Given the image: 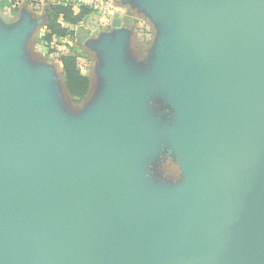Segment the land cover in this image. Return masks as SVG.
Wrapping results in <instances>:
<instances>
[{
    "label": "water",
    "instance_id": "water-1",
    "mask_svg": "<svg viewBox=\"0 0 264 264\" xmlns=\"http://www.w3.org/2000/svg\"><path fill=\"white\" fill-rule=\"evenodd\" d=\"M145 2L171 39L157 66L103 54L87 121L61 114L46 67L33 78L21 66L29 25L0 30V264H264V0ZM127 74L174 89L192 183L145 209L126 172L153 137L136 123L142 87Z\"/></svg>",
    "mask_w": 264,
    "mask_h": 264
},
{
    "label": "rangeland",
    "instance_id": "rangeland-1",
    "mask_svg": "<svg viewBox=\"0 0 264 264\" xmlns=\"http://www.w3.org/2000/svg\"><path fill=\"white\" fill-rule=\"evenodd\" d=\"M113 1L120 3L123 0ZM228 1L230 3L233 2V0H223V4H226ZM46 5L47 2L35 6L28 5L26 2L22 3V11L20 13L16 12L15 16H13L9 9L0 10V21L5 25L11 26L18 22L19 25H29L27 30H33L28 44L26 43V46L23 48V53L29 50L33 56L30 58L26 56V58H23L26 62H21V66L33 78L46 65H51L59 71L58 67L60 63L58 62L60 61V57L63 54L69 53L70 48L76 49L78 54L84 57L83 60L86 58L84 61L79 62L85 74H93L92 67H94V62L98 58L90 52V49H95L98 53L101 52L102 56L104 54L107 58L109 55H113L115 58L117 55H120L123 63L125 64L126 62L125 65L127 66H129V59L131 57L126 56V51L129 50L131 54H134V51L136 53L141 51L142 47L137 43L139 39L137 40L138 36L136 32L138 31L134 30L135 40L134 38L132 41L130 40L131 48H128V46L125 48L123 40H120L122 37L114 34L117 31L112 29V27L106 30L101 27L98 24L100 23V16L95 14H91L76 28V38L74 41L70 38L57 39L50 46H47L43 41L45 34L43 25L40 23V18L44 15L43 9ZM127 35L130 36V33L127 32ZM82 36H88L89 40H82ZM114 36L119 41L117 39L113 41L111 38ZM96 41H102V45L96 47ZM147 51L142 48V52L147 54L149 52ZM18 63L20 65V62ZM20 71L18 70L19 75H21ZM23 78L26 77L19 76L21 82H29L32 80V78ZM126 78L131 82L136 81L134 83L140 84L142 87L137 101L136 123L142 131L148 132L153 137L149 147L138 151L131 158L127 166L128 171L126 172V178L135 190L131 194L138 198L135 200L140 209H145L152 206V201L155 203L171 201L180 192L191 188L192 183L186 177L180 164L181 154L174 139L175 132L182 128L180 113L173 104L172 95L174 89L172 87L167 88V84L162 80L158 81L153 78H149L147 81L141 80L140 78L133 79L132 74H127ZM165 88H167V92H165ZM48 96L50 103H58L54 101V96L51 93ZM65 98L68 102L60 98L59 103L64 104L62 106L63 113L61 114L67 118H71L72 115L74 118L78 116L77 118L87 121L96 117L97 107L100 106L97 103L103 97L98 88V94H95L88 101L89 103L87 102L89 106L85 113L77 112L76 110L78 109L75 108L77 107L74 104L75 102L70 103L69 101L71 100L68 96Z\"/></svg>",
    "mask_w": 264,
    "mask_h": 264
},
{
    "label": "crops",
    "instance_id": "crops-1",
    "mask_svg": "<svg viewBox=\"0 0 264 264\" xmlns=\"http://www.w3.org/2000/svg\"><path fill=\"white\" fill-rule=\"evenodd\" d=\"M111 1H112L115 9L112 13L111 22H109V24H107L106 26L103 25V28L106 30V29L112 27V29L122 33L123 35H126V33L129 32L130 33V36H128L129 47H130V40L132 41L133 38L135 40L134 30L138 31V32H136V34L138 36L137 40L139 39L137 41V43L140 44V47H142L146 51L148 50L149 52L147 51L148 53L146 54L145 52H142V48H141V51L139 53L138 52L136 53L135 51H134V54L130 53V56H131L130 60L134 63L135 66L141 67V69L143 67H147L149 65L150 66H157L159 63L160 57H161V53L163 52L165 42H167L171 39V35L173 33V27L169 23L164 21L163 19L156 16L154 13L149 12L147 9V6L145 5L146 4L145 0H141L142 1L141 4H140V2L139 3L138 2H131L129 0L128 1L123 0L120 3H116L113 0H111ZM192 1H195V0H192ZM198 1L199 0H197V2ZM201 1L203 2V0H201ZM5 2H7L8 4L3 5V3H5ZM25 2L28 5H32V6H35L37 4L42 3L41 1L36 2L35 0H15V1H13V0H0V10L1 9H4V10L9 9L11 11V13L13 14V16H15L16 12L20 13L22 11L21 5H22V3H25ZM45 11H46V6L43 9L44 15L40 18V20L43 18L45 19V23H42L44 34L46 33ZM76 11H78V10H76ZM116 19L121 20V27L120 28H114L113 27V22ZM99 20H100L99 21L100 23H98V24L101 26V23H103L104 21H102L101 18ZM21 27L22 26L19 25L18 22H16L15 24H13L11 26H7L3 22L0 21V30L1 31H6V32L11 33V32L19 30ZM30 35H31V33L26 38L27 44L29 42ZM6 38H7L6 35H3V36L0 35V40H4ZM88 38H89L88 36L87 37L82 36V40H84V41L89 40ZM126 38H127V36H126ZM54 40H57V39H54ZM72 41H74V40H72ZM97 43H98V45H100L99 41ZM90 52H92L94 55H96L98 57L97 61H95V62L91 61V62H94V67H92V73L93 74H89V73L85 74L83 72V68L79 64V67L81 69L82 74L84 76H87L90 79V84H91L88 97L84 101H82L81 103H74L75 106H77L75 108L78 109L76 111L81 112V113H84L85 111H87L88 106H89V104H87V102L95 94H98V88L99 89L102 88L101 87L102 81H104L103 80L104 75H102V73L105 70L104 59H103L102 55H100V53H98L95 49H90ZM25 56L30 58L33 55L28 50V51H25ZM83 58L84 57H81L79 59V62L84 61L86 59L85 58L83 60ZM58 63H60V65L58 67L59 71L57 69H55V67H52L51 65H46V68L48 69L49 77L53 80V82L51 84L52 85L51 89L56 93L58 98H62L63 101L64 100L67 101V99L65 97L68 96L71 100L69 102L73 103L74 100L69 96L67 89H66V86H65V77H64L62 64L60 61ZM140 71L142 72L144 70H140ZM59 104H61V103H59ZM54 105H57V104H54ZM67 109H69V108L67 107Z\"/></svg>",
    "mask_w": 264,
    "mask_h": 264
},
{
    "label": "trees",
    "instance_id": "trees-1",
    "mask_svg": "<svg viewBox=\"0 0 264 264\" xmlns=\"http://www.w3.org/2000/svg\"><path fill=\"white\" fill-rule=\"evenodd\" d=\"M15 1V0H13ZM40 2V0H35ZM8 4L7 2L3 5ZM93 14L89 8L82 7L78 11L73 7L64 6L47 2L46 5V33L43 41L50 46L54 39L70 38L75 40L76 28L81 25L85 19ZM81 56L76 49L70 48V52L60 57L63 67L65 86L69 96L75 103L84 101L90 92V79L84 76L79 67Z\"/></svg>",
    "mask_w": 264,
    "mask_h": 264
},
{
    "label": "built area",
    "instance_id": "built-area-1",
    "mask_svg": "<svg viewBox=\"0 0 264 264\" xmlns=\"http://www.w3.org/2000/svg\"><path fill=\"white\" fill-rule=\"evenodd\" d=\"M42 3L51 2L54 4L73 7L74 10H79L82 7L89 8L93 11V14L99 15L101 20V26L109 24L112 19V13L114 6L111 0H40Z\"/></svg>",
    "mask_w": 264,
    "mask_h": 264
}]
</instances>
